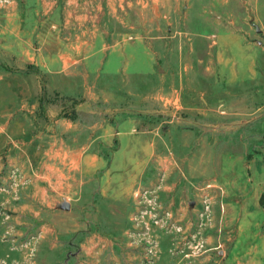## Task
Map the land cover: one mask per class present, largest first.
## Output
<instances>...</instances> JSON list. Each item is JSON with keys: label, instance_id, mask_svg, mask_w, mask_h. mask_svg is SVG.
Masks as SVG:
<instances>
[{"label": "rangeland", "instance_id": "1", "mask_svg": "<svg viewBox=\"0 0 264 264\" xmlns=\"http://www.w3.org/2000/svg\"><path fill=\"white\" fill-rule=\"evenodd\" d=\"M11 5L32 55L84 35L111 69L134 68L121 86L52 82L44 60L0 52V264H141L143 250L148 264H264V185L250 184L252 165L264 175V0H0V35L18 30ZM241 59L257 75L244 120ZM122 122L125 149L151 146L120 185L107 173Z\"/></svg>", "mask_w": 264, "mask_h": 264}, {"label": "crops", "instance_id": "2", "mask_svg": "<svg viewBox=\"0 0 264 264\" xmlns=\"http://www.w3.org/2000/svg\"><path fill=\"white\" fill-rule=\"evenodd\" d=\"M44 6L46 5L42 4V7ZM11 9L12 10L8 11L5 14L6 20H8L7 28L9 25L12 27L13 26L12 24L14 23V21L18 20L15 10H14V5H11ZM48 20L52 21L53 17L51 15L48 16ZM21 21L22 20H18V26L16 27L18 30L16 29L8 30L5 33L7 35H0V52L5 57L11 58L12 60H14L15 59L14 57H16L17 60L16 59L15 60L18 62L20 61V59H22L23 64H29L30 62H33L35 61V58L37 59L38 63H41L42 60H44L45 61L44 68H45V72L47 73L46 76H50L52 79V82H55L58 78H60L61 79L60 81H63V83L64 82L66 83L72 80H76L78 82L82 81L83 83H85L86 80L92 77L91 79L94 80V82L98 81L100 86H102V84L105 85L106 83L110 84L107 81H110L111 83H116L117 86L119 85L121 86L123 84L124 85L131 84L132 75H128V70L132 68V71H133L134 67L132 66V64L126 63L127 59H125L124 64L120 66L112 67L111 69L110 66L105 65L106 55L104 54V51L102 53V50L100 48H97V49L93 48L92 50L89 48L88 52H86L85 42L82 41V39H84V35H75L73 42L71 38L64 39L68 42L63 49L53 47V49L43 52L44 56L43 55L41 56L39 53L35 55L33 54L34 55L33 57L29 49L32 48L31 41L34 39H37V35H30V30H31L30 27H28V25L24 26L23 25L24 23ZM47 36L51 40L57 41V43L60 42L61 35H47ZM222 42L226 43L225 40H222ZM252 67L255 68L254 65L249 64L248 68L246 69L245 65L242 64V59H241V63L237 65L238 69L235 72V76H234L235 81L233 80L236 83V87L238 89L237 95H236L237 102H241L243 104L242 107H238L237 109V114H238L237 116H239L240 114V116H242L240 118L242 119L245 115L244 104L248 103L245 100V96L250 93V90H247V89L251 88L250 81H247L246 74L252 73V76H253L252 81L254 82L253 87L254 88L256 87L255 80H256L257 75H256V70L255 69L253 70ZM198 68L202 72L201 67H198ZM203 70H205V72H208V74L210 73L209 76H211L212 69L206 66V67H203ZM233 81L228 83V84H231L229 86H232L233 84H235ZM50 86H52V84H50ZM126 92L129 94L131 93L130 90H126ZM209 96H210V92H209ZM143 97L144 98L142 99V103L146 104V102L148 101V97H145V96ZM96 100H98V97H96ZM122 118L124 117L122 116ZM125 124L126 122H122V124L118 125V127L120 128L119 130H117V134L119 135L120 140H121V147L118 150V152H116V156L114 160L112 161V163L110 164V169L107 173L108 175L112 176V180L115 183L118 182L120 183V185L133 182L132 179L134 176L131 175V171H129L128 169L134 167L137 170L138 169L141 170L142 168L147 167L150 161L149 155H150L151 143L149 142H146L143 145L139 144V147L137 148L129 147L128 150L125 149L127 144L124 143V140L131 138L130 136H128L130 125H125ZM105 126L107 128L105 132L107 133L110 131L111 133L112 128L107 125ZM97 127L100 128L99 126ZM137 151L140 152V154H142V158L139 157L137 158L138 160L136 159L137 160L136 161L134 158H132V154L133 152L135 153ZM92 160L93 162H95L94 159ZM84 165H92V164L86 161L83 164V166ZM97 165L98 166L100 165L98 161H97ZM252 168H253L252 171H255V174L253 173L250 184L254 185L253 187L254 190L260 189L261 187L260 185L261 184L264 185V175H260L262 174L261 166L254 164L252 165ZM135 176H136L135 178H137V175ZM138 176L141 177V174ZM245 193H247V191L245 190V186H244L242 195L245 196ZM237 215H238V211H237ZM254 219H256V215L254 216L252 215V220L255 221ZM258 222L259 221H257L254 224V226L255 225L258 226Z\"/></svg>", "mask_w": 264, "mask_h": 264}, {"label": "flooded vegetation", "instance_id": "3", "mask_svg": "<svg viewBox=\"0 0 264 264\" xmlns=\"http://www.w3.org/2000/svg\"><path fill=\"white\" fill-rule=\"evenodd\" d=\"M141 247H142L141 249L143 250V247L146 248L147 245L144 244V245H141ZM144 254H146V252H144V250H143L142 256H140L139 258L138 257H135V260L136 261H134V262L135 263H138L139 262L141 264H148L151 261H153L152 259L147 258Z\"/></svg>", "mask_w": 264, "mask_h": 264}, {"label": "trees", "instance_id": "4", "mask_svg": "<svg viewBox=\"0 0 264 264\" xmlns=\"http://www.w3.org/2000/svg\"><path fill=\"white\" fill-rule=\"evenodd\" d=\"M41 91H42V94H41V97H40V99H39V103H40V104L47 103V102L45 101V95H46V93H45V89L42 88ZM63 117H65V115H63ZM70 120H74V116H73Z\"/></svg>", "mask_w": 264, "mask_h": 264}, {"label": "water", "instance_id": "5", "mask_svg": "<svg viewBox=\"0 0 264 264\" xmlns=\"http://www.w3.org/2000/svg\"><path fill=\"white\" fill-rule=\"evenodd\" d=\"M256 32H257V33H260V30H259L258 28H256Z\"/></svg>", "mask_w": 264, "mask_h": 264}]
</instances>
